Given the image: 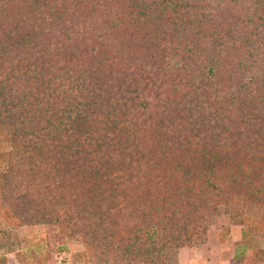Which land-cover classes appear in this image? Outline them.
<instances>
[{"label":"trees","instance_id":"1","mask_svg":"<svg viewBox=\"0 0 264 264\" xmlns=\"http://www.w3.org/2000/svg\"><path fill=\"white\" fill-rule=\"evenodd\" d=\"M0 134V221L45 218L40 174L155 264L264 197V0H0Z\"/></svg>","mask_w":264,"mask_h":264},{"label":"rangeland","instance_id":"2","mask_svg":"<svg viewBox=\"0 0 264 264\" xmlns=\"http://www.w3.org/2000/svg\"><path fill=\"white\" fill-rule=\"evenodd\" d=\"M11 139L0 134V154L14 151ZM50 149L56 155L59 152L53 145H48L44 151ZM21 150L17 149L15 154ZM127 152L131 153V148ZM56 162L59 160H53L47 170L53 171ZM79 162L81 155L76 154V163ZM34 163L39 171L43 168L39 160ZM37 176L35 186L43 195H48L49 202L45 206L48 214L36 223H17L14 218L0 221V264H141L139 258L130 263L131 259L112 248L125 222L118 227L99 224L97 217L81 211L80 194L71 192L69 196L59 197V190L52 184L45 188L49 178L42 181L41 175ZM36 209L34 206V211ZM236 233L238 240L233 242ZM186 243L179 248L166 249V261L162 259L166 252H158L157 256L156 251L155 264H180L181 260L185 263L192 260L195 264H264V197L232 198L228 205L212 212L205 233ZM235 243L242 248L239 259H234Z\"/></svg>","mask_w":264,"mask_h":264},{"label":"crops","instance_id":"3","mask_svg":"<svg viewBox=\"0 0 264 264\" xmlns=\"http://www.w3.org/2000/svg\"><path fill=\"white\" fill-rule=\"evenodd\" d=\"M237 227V226H234V228ZM238 236L239 234L237 235V233L234 235V238L232 239L233 242H236V240H238ZM188 263H185V261L181 260V263L180 264H195L194 261L192 260H187Z\"/></svg>","mask_w":264,"mask_h":264}]
</instances>
